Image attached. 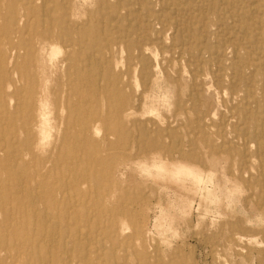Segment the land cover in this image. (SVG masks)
Returning a JSON list of instances; mask_svg holds the SVG:
<instances>
[{"label": "bare ground", "instance_id": "6f19581e", "mask_svg": "<svg viewBox=\"0 0 264 264\" xmlns=\"http://www.w3.org/2000/svg\"><path fill=\"white\" fill-rule=\"evenodd\" d=\"M210 27L217 46L203 39ZM221 48L233 56L226 67ZM173 61L187 63L189 81L167 79L176 91L170 120L158 112L166 95L156 97V72L167 75ZM202 66L226 83L212 115ZM181 117L206 151L196 170L184 163L193 155L173 158L163 141ZM0 123V264H153L160 248L132 222L133 206L160 212L148 191L168 203L198 196L206 212L221 210L210 202L236 182L264 214V0H0ZM130 137L125 147L147 153L153 183L137 197L107 153ZM222 227L230 234L219 240L240 255L249 241L241 222ZM168 257L159 262H179L173 250Z\"/></svg>", "mask_w": 264, "mask_h": 264}, {"label": "rangeland", "instance_id": "374dc122", "mask_svg": "<svg viewBox=\"0 0 264 264\" xmlns=\"http://www.w3.org/2000/svg\"><path fill=\"white\" fill-rule=\"evenodd\" d=\"M163 16L174 18L182 24L181 27L183 28L191 27L193 31L198 30V25L192 24L190 26L189 21L180 13L170 14L166 12ZM208 31L209 33L206 34L203 39L217 46L216 37L214 35L211 36L213 27H210ZM201 41L202 39L200 42ZM232 57L229 49L221 48L216 60H219L221 62L220 64L226 67L233 60ZM158 59L160 61V57H158ZM114 61L116 63H114ZM111 64L114 66L117 65L120 68L123 65V61L115 56L111 60ZM188 69L187 63H176L173 61L166 72L167 75L157 70L156 77L159 89L157 90L156 97L163 101L166 95L164 107L158 109L160 116H166L168 118L171 116L175 100L176 91L174 87L168 83L167 79H173L180 74V84L187 85L189 81V77L187 76L189 75ZM201 69L202 71L199 72V75L201 78L205 79V82L199 86V89L202 90L205 105L209 106V111L212 115L217 105H221L222 99H224L221 97L223 90L219 91L218 88L224 89V91L227 92L225 88L226 83L224 84L223 81L217 82L214 80V68L202 66ZM185 73L187 75H185ZM208 87L213 90L209 91ZM11 90V88H8V91ZM169 119L173 120L172 118ZM184 121H186L185 117H181L180 121H174V127L176 128L175 135L172 137L165 136L163 141L167 147H170L171 150L169 155L173 158L177 157L178 152L193 155L196 162L188 160L184 163L187 168L196 170L195 165L197 161H201L200 158L202 155L206 154V151L200 140V136L197 135V133H190L189 130L184 128L182 125ZM0 127H2L1 123ZM101 133L102 132H100V134ZM130 139L131 137L126 140V144H124V142L118 143L107 153L112 157H116L115 160L117 164H121L123 172L121 180L123 181L124 188L128 190L132 197H137L142 190L145 191L146 187L149 188L153 183L144 171L146 166L143 164V161L147 153L138 151L131 146L125 147ZM111 140L112 142L115 141L114 138ZM252 153L253 150L249 151L248 154L252 155ZM118 157H122V160H117ZM253 161L249 165L251 175L256 174L257 168V162ZM228 185L235 186L236 192L218 193L210 204L213 206L220 202L222 204V209L214 210L209 207L206 212H203L204 209L202 207L197 208L196 204L199 202L198 196L181 203V201H178L171 195L169 198L170 202L168 203L163 199L165 194H155L148 191L149 193L147 194L150 205L154 196L160 198V212L156 214L155 219L149 211L151 207H148L145 212H140L139 207L133 206L135 209V214L132 218L134 230H141L145 225L150 229L154 243L160 248L159 255L161 256V260L159 261L161 263H165L169 260L168 253L173 250V252H175V258L179 260L177 264H264V244H262V241H264V236L262 234V228H264V214H258L252 211L249 205H251L253 201L255 202V199L253 197L252 199H246L247 192L242 191L243 187L240 184L230 182ZM244 199L246 201H244ZM236 221L241 222L244 228L243 234L249 239L245 245L239 243V246L244 247V251L242 250L240 255L235 254L236 247L230 240H227V237L223 240H219V236L230 234L222 225L226 222L234 223ZM159 261L153 262V264H161Z\"/></svg>", "mask_w": 264, "mask_h": 264}]
</instances>
